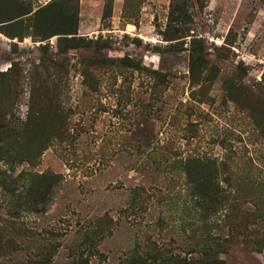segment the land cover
Wrapping results in <instances>:
<instances>
[{
  "label": "rangeland",
  "instance_id": "rangeland-1",
  "mask_svg": "<svg viewBox=\"0 0 264 264\" xmlns=\"http://www.w3.org/2000/svg\"><path fill=\"white\" fill-rule=\"evenodd\" d=\"M66 1L80 46L39 40L31 13L0 26L18 35L0 33V264H264V0H111L107 18L106 0ZM176 4L190 17L167 41ZM187 164L215 165L218 210Z\"/></svg>",
  "mask_w": 264,
  "mask_h": 264
},
{
  "label": "trees",
  "instance_id": "trees-1",
  "mask_svg": "<svg viewBox=\"0 0 264 264\" xmlns=\"http://www.w3.org/2000/svg\"><path fill=\"white\" fill-rule=\"evenodd\" d=\"M4 9V11H3ZM32 12V9L23 7L19 0H8L5 6L0 7V26L8 25L13 22L22 20L26 15ZM111 13V0H106L103 8V18H107ZM183 5H172L169 13V22L175 24L174 31L165 36L164 40L172 41L180 37V24L187 22L189 19ZM32 26H39L47 29L46 33L40 36L39 40H44L52 36H57V48L60 51H65L68 48H73L85 44L84 39L77 36L78 15L75 10H70L66 0L59 2H51L37 8L28 18ZM10 22V23H9ZM178 25V26H177ZM176 27L178 29H176ZM0 33L9 38L17 37L8 30L1 27ZM24 37V36H23ZM168 47H172L173 43H168ZM45 45H41L44 48ZM158 49L160 46H155ZM106 60H109L106 58ZM135 66V65H134ZM210 66L209 61L203 54L201 44L197 40V46L193 45L189 53V71L192 75H197V81L202 76H207L206 70ZM211 67V66H210ZM158 80L163 81V77L158 76ZM187 174L195 178L194 188L197 195V207L204 214H209L219 209L226 202V195L219 190L218 183L214 182L211 174H216L217 169L214 164L210 166H200L197 164L186 165ZM212 187L215 189L212 190ZM20 264H52L49 260L37 257L34 260H28ZM69 264H100L91 263L85 258L72 260ZM116 264H226L224 259L220 257H201L196 260H187L185 258L162 259V260H146L140 257H131V259L122 260Z\"/></svg>",
  "mask_w": 264,
  "mask_h": 264
}]
</instances>
